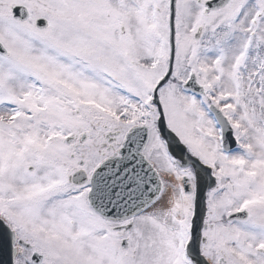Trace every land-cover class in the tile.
<instances>
[{"label":"snow or ice","instance_id":"obj_1","mask_svg":"<svg viewBox=\"0 0 264 264\" xmlns=\"http://www.w3.org/2000/svg\"><path fill=\"white\" fill-rule=\"evenodd\" d=\"M0 264H264V0H0Z\"/></svg>","mask_w":264,"mask_h":264}]
</instances>
